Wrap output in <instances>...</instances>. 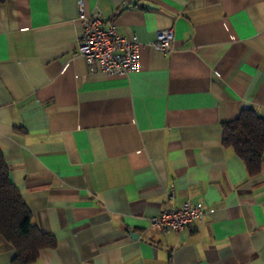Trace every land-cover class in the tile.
<instances>
[{
    "label": "crops",
    "instance_id": "0c3cea01",
    "mask_svg": "<svg viewBox=\"0 0 264 264\" xmlns=\"http://www.w3.org/2000/svg\"><path fill=\"white\" fill-rule=\"evenodd\" d=\"M79 12L136 35L138 69L89 71ZM243 109L264 119V0L0 1V150L54 239L31 264H264V149L250 175L222 142ZM185 200L200 221L152 224Z\"/></svg>",
    "mask_w": 264,
    "mask_h": 264
},
{
    "label": "trees",
    "instance_id": "16d2710c",
    "mask_svg": "<svg viewBox=\"0 0 264 264\" xmlns=\"http://www.w3.org/2000/svg\"><path fill=\"white\" fill-rule=\"evenodd\" d=\"M222 142L243 160L250 175L256 174L263 157L264 119L252 109H243L236 119L223 123ZM0 235L15 249L12 264H31L41 248L54 245L53 237L32 222L30 210L10 180L1 150Z\"/></svg>",
    "mask_w": 264,
    "mask_h": 264
},
{
    "label": "built area",
    "instance_id": "2783aa9c",
    "mask_svg": "<svg viewBox=\"0 0 264 264\" xmlns=\"http://www.w3.org/2000/svg\"><path fill=\"white\" fill-rule=\"evenodd\" d=\"M82 35L77 52L84 58L89 71L100 70L110 75L126 74L138 69L139 48L142 42L136 35L120 34L111 18L98 12H79ZM173 30L170 27L156 30L149 42L156 50L167 54L172 49ZM201 204L185 200L178 208H168L152 218V224L161 230L178 231L202 219Z\"/></svg>",
    "mask_w": 264,
    "mask_h": 264
}]
</instances>
